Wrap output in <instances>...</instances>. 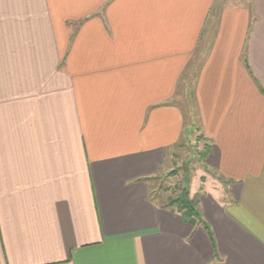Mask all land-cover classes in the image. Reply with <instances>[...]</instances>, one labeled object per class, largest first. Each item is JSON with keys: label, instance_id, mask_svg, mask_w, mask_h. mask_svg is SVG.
<instances>
[{"label": "crops", "instance_id": "0c3cea01", "mask_svg": "<svg viewBox=\"0 0 264 264\" xmlns=\"http://www.w3.org/2000/svg\"><path fill=\"white\" fill-rule=\"evenodd\" d=\"M0 264H264V0H0Z\"/></svg>", "mask_w": 264, "mask_h": 264}, {"label": "rangeland", "instance_id": "374dc122", "mask_svg": "<svg viewBox=\"0 0 264 264\" xmlns=\"http://www.w3.org/2000/svg\"><path fill=\"white\" fill-rule=\"evenodd\" d=\"M239 1L241 0H232L233 4H238ZM187 118L189 119L188 115ZM185 145L184 153L180 152L182 155L177 158L179 164L159 182V189H172L173 193L177 195L179 190L184 187L186 179L189 181L191 178L194 169L202 166V159L197 156L196 152L197 145L195 147V143L186 142Z\"/></svg>", "mask_w": 264, "mask_h": 264}, {"label": "trees", "instance_id": "16d2710c", "mask_svg": "<svg viewBox=\"0 0 264 264\" xmlns=\"http://www.w3.org/2000/svg\"><path fill=\"white\" fill-rule=\"evenodd\" d=\"M188 183L189 181L186 179L184 187L179 190L177 195L173 193L172 189H169L172 191V197L168 200V206L174 207L185 223L194 226L202 221L196 202L189 197Z\"/></svg>", "mask_w": 264, "mask_h": 264}]
</instances>
